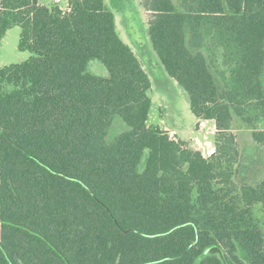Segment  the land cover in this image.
Returning <instances> with one entry per match:
<instances>
[{"label": "trees", "instance_id": "1", "mask_svg": "<svg viewBox=\"0 0 264 264\" xmlns=\"http://www.w3.org/2000/svg\"><path fill=\"white\" fill-rule=\"evenodd\" d=\"M142 5L214 153L148 125L150 76L104 0H0V40L19 27L31 53L0 67V264H264V179L236 181L233 133L264 150V0Z\"/></svg>", "mask_w": 264, "mask_h": 264}, {"label": "rangeland", "instance_id": "2", "mask_svg": "<svg viewBox=\"0 0 264 264\" xmlns=\"http://www.w3.org/2000/svg\"><path fill=\"white\" fill-rule=\"evenodd\" d=\"M107 8L114 14L116 29L120 38L127 44L142 62L151 79L148 96L152 105L148 125L159 127L171 139L183 141L189 148L199 151L204 157L214 150L215 129L211 122L198 123L190 111L185 93L175 81L168 78L151 48L148 29V16L142 0H104ZM45 6L57 5L65 9L68 0H40ZM20 28L9 29L0 40V67L18 64L31 57L29 51L18 49ZM144 47L155 64L146 63L140 53ZM88 71L96 76H107L104 65L93 60L88 64ZM126 129V125L117 117L111 127L109 136L115 137ZM237 137L240 160L236 166L235 179L240 183L255 184L264 179V150L251 138V130L238 120L233 125Z\"/></svg>", "mask_w": 264, "mask_h": 264}, {"label": "crops", "instance_id": "3", "mask_svg": "<svg viewBox=\"0 0 264 264\" xmlns=\"http://www.w3.org/2000/svg\"><path fill=\"white\" fill-rule=\"evenodd\" d=\"M146 15L148 16V14H147V12H146ZM115 22H116V20H115ZM134 52V51H133ZM135 53V52H134ZM203 122H211L212 123V126L214 127V129H215V126H214V123L212 122V121H203ZM198 123H202V122H199L198 121ZM257 145V144H256ZM258 147L260 146V145H257ZM261 147V146H260ZM211 153H214V150L211 152Z\"/></svg>", "mask_w": 264, "mask_h": 264}, {"label": "built area", "instance_id": "4", "mask_svg": "<svg viewBox=\"0 0 264 264\" xmlns=\"http://www.w3.org/2000/svg\"><path fill=\"white\" fill-rule=\"evenodd\" d=\"M68 8V3H67V6H66V8L65 9H63V10H66ZM174 140V139H173ZM212 153H209V156L211 155ZM202 156H203V154H202ZM204 157V156H203Z\"/></svg>", "mask_w": 264, "mask_h": 264}, {"label": "water", "instance_id": "5", "mask_svg": "<svg viewBox=\"0 0 264 264\" xmlns=\"http://www.w3.org/2000/svg\"><path fill=\"white\" fill-rule=\"evenodd\" d=\"M211 252H213V250H209V251H208V253H211Z\"/></svg>", "mask_w": 264, "mask_h": 264}]
</instances>
